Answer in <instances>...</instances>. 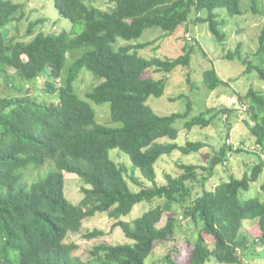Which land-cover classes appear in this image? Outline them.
Here are the masks:
<instances>
[{
  "label": "trees",
  "instance_id": "1",
  "mask_svg": "<svg viewBox=\"0 0 264 264\" xmlns=\"http://www.w3.org/2000/svg\"><path fill=\"white\" fill-rule=\"evenodd\" d=\"M99 1L106 7L97 6ZM241 1L53 0L58 13L72 25L32 33L37 24L47 20L41 18L30 21L24 38H18L2 31L25 18L24 4L0 0V81L19 92L0 96V264H145L156 242L174 237L180 211L194 227V238L186 239L180 260L167 256L169 264H206L211 258L218 263L243 264L252 252L264 258V200L257 196L241 199V192L248 190L264 169L261 155L241 177L231 176L206 188L217 166L228 161L229 153L244 151L234 148L229 140L234 109L209 107L192 116L188 100L185 111L159 115L147 103L150 96L163 95L166 79L143 77L145 71L170 73L188 66L193 50L172 58H145L138 50L148 42L114 47L118 38L138 39L147 28L173 33L190 22L207 25L213 39L222 42L225 20L219 19L218 10L240 15ZM252 1V9L262 13L258 0ZM188 38L184 36L187 42ZM78 50L80 54L72 59ZM255 56L264 65V26ZM225 57L242 58L240 45ZM81 72L98 80L85 96L79 95L75 86ZM258 73L264 78V66ZM202 82L210 91L227 84L214 67L203 71ZM235 94L250 117L246 125L255 138L254 145L264 152V93L249 88L245 94ZM107 102L108 124L98 121L96 109ZM218 116L228 128L219 151L208 155L206 165L179 163L182 173L167 174L165 184L157 183L155 165L162 155L175 150L189 154L205 146L200 140L184 145L174 142L178 137L174 123L184 120L188 130L204 128ZM114 148L126 154L131 168L139 170L151 185L132 177L141 186L134 191L126 178L127 166L110 157ZM46 163H52V169L35 180ZM198 168L205 173L202 177ZM34 170L38 176L31 179L28 172ZM64 172L76 174L88 185L82 188L84 196L78 204L65 195ZM195 183L202 185L201 192L194 193ZM154 200L163 202L132 220L121 219L136 204ZM98 212H107L115 220L113 226H119L132 242H98L82 260L74 254L77 244L67 242L66 237L80 230L84 218ZM164 213L168 214L160 226ZM245 219L258 225V236L243 232ZM103 234L94 228L84 237Z\"/></svg>",
  "mask_w": 264,
  "mask_h": 264
},
{
  "label": "rangeland",
  "instance_id": "2",
  "mask_svg": "<svg viewBox=\"0 0 264 264\" xmlns=\"http://www.w3.org/2000/svg\"><path fill=\"white\" fill-rule=\"evenodd\" d=\"M24 4L25 18L21 21H14L11 25H7L3 29V33L8 37L14 35L18 38H24L27 32V26L30 21L46 18L44 23L37 24L32 33L41 30H56L69 28L71 22L62 17L57 8L54 6L53 0H13ZM252 0H242L240 15H230L224 9L218 10L220 13L219 19H224L225 22L221 29L225 33V39L222 42H217L213 39L212 34L205 24H183L178 30L173 33H166L157 27L147 28L142 36L134 40H124L118 38L114 43L115 48H119L128 44L137 42H148L149 44L138 50L140 56L145 58L159 57H176L184 54L188 50L191 52V63L188 66H179L170 73L157 72L154 69H148L143 74V77H153L155 79L164 78L165 92L163 95L150 96L147 100L148 105L159 115H168L173 112L185 111L186 102L191 100L192 110L191 115H197L209 107L229 106L234 109L229 120V137L234 148L241 147L242 152L229 153L228 161L218 165L213 176L207 182L206 188L211 189L221 180L228 181L231 176L241 177L246 172H249L251 167L259 162L258 155L264 160V152H260L254 145V137L250 134L246 121H250L244 112V106L236 99L235 91L239 94H245L249 88H253L264 93V78H261L258 69L264 65L260 58L255 56V52L259 46V35L264 26V0H258L257 8L262 13H256L252 9ZM101 8H105L106 3L99 1L95 3ZM184 36L189 37L187 42ZM185 49V45H187ZM240 45V54L242 58L228 59L225 57L229 50L234 51ZM81 50L72 54V59L80 54ZM250 63L253 64L250 68ZM214 67L219 77L227 84L219 86L217 89L210 91L206 89L202 82V73L205 69ZM255 67V68H253ZM191 78V83L188 82ZM55 81V79H54ZM58 83L59 79L56 80ZM98 80L89 72H81L75 81V86L79 95L85 96V93L97 84ZM19 93L12 90L0 81V96L10 93ZM183 95V97H180ZM92 105H96L93 104ZM97 119L101 123H110L109 103H103L96 106ZM219 116H222L219 115ZM219 116L214 120L209 127L194 126L188 130L184 126V120H177L174 126L178 129V137L174 141L179 145H184L187 141H203L205 146L198 152L183 154L180 150H175L171 154H164L160 157L155 165L156 181L159 184L167 182L166 175L173 176L183 172L178 166L179 163H195L197 165H206L208 155H213L219 151L223 143L227 140L228 128H226ZM225 118V117H224ZM161 141L168 142V138H162ZM110 157L119 165H126V178L134 191L141 188L140 185L134 183L132 177L138 178L145 185H151V181L142 176L139 170H134L130 166L129 158L117 148L109 151ZM53 167L52 163H46L40 168L43 174L42 178ZM202 177L205 174L201 168H198ZM29 178L38 176V170L29 171ZM64 191L66 197L74 204L80 203L84 193L82 188L88 186L84 184L79 176L70 172H64ZM264 169L259 175L256 182L252 183L250 188L241 192V199L245 200L250 197H259L264 200ZM202 190V185L195 183L194 193H199ZM162 200H154L153 202L142 201L134 206L132 211L121 217L124 220H132L140 216L144 211L152 206L162 203ZM175 214V211H173ZM176 213H178L176 211ZM168 213H164L159 225L165 223ZM180 221L176 228L175 235L172 238H167L165 241L155 243L153 252L147 257L145 264H169L167 256H171L174 261L181 258L183 250L186 248V239L193 240L192 227L188 220L182 217L181 211L178 213ZM115 222L107 212H98L93 216L86 217L82 220L80 230L76 233H70L66 237L67 242H74L77 248L74 254L82 260H86L89 256V251L93 244L98 242H107L112 244L130 243L132 240L127 238L119 226L114 227ZM94 228L101 229L104 234L91 239L84 237L88 230ZM243 232L258 236L260 229L252 219L243 221ZM206 235V234H205ZM208 236V235H206ZM211 239V237L209 238ZM248 258L244 259L243 264H264V258L258 256L256 252H252ZM264 255V251H263ZM206 264H226L218 263L214 258H211Z\"/></svg>",
  "mask_w": 264,
  "mask_h": 264
}]
</instances>
